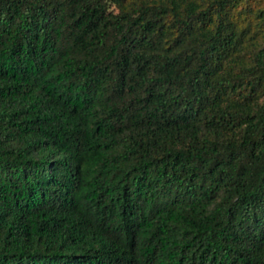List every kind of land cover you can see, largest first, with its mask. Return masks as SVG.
Returning a JSON list of instances; mask_svg holds the SVG:
<instances>
[{"label":"trees","instance_id":"obj_1","mask_svg":"<svg viewBox=\"0 0 264 264\" xmlns=\"http://www.w3.org/2000/svg\"><path fill=\"white\" fill-rule=\"evenodd\" d=\"M260 1L0 0V264H264Z\"/></svg>","mask_w":264,"mask_h":264},{"label":"rangeland","instance_id":"obj_2","mask_svg":"<svg viewBox=\"0 0 264 264\" xmlns=\"http://www.w3.org/2000/svg\"><path fill=\"white\" fill-rule=\"evenodd\" d=\"M256 5H263L264 6V0H261L260 2H258V3H255ZM245 6H247L246 4H241L240 5V8H244Z\"/></svg>","mask_w":264,"mask_h":264}]
</instances>
